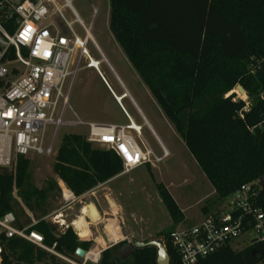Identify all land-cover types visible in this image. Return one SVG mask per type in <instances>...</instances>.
I'll list each match as a JSON object with an SVG mask.
<instances>
[{"label": "trees", "instance_id": "trees-1", "mask_svg": "<svg viewBox=\"0 0 264 264\" xmlns=\"http://www.w3.org/2000/svg\"><path fill=\"white\" fill-rule=\"evenodd\" d=\"M109 1L114 39L209 180L214 202L264 178V130H252L264 120V100L257 98L264 90V73L253 76L247 70L249 58L263 53L264 0ZM238 85L254 102L244 120L238 115L244 103L233 101L235 95L226 97ZM123 169L113 150L74 134L63 137L53 165L54 175L78 198L120 176ZM29 170L30 161L23 156L15 173L0 168V217L14 212L22 228L29 226L30 219L21 223L26 208L39 221L29 232L42 235L47 247L56 245V252L67 258H74L78 249L88 252L91 242L81 241L71 226L61 230L43 220L57 184L50 180L38 189ZM15 189L23 206L14 197ZM157 189L174 224L182 222L183 213L170 192L163 184ZM172 231L165 233L164 245L171 264H181L169 239ZM4 245L2 264H69L19 237ZM126 245L103 251L99 264H157L156 247L134 245L122 257ZM262 261L264 243H256L241 250L227 246L198 264Z\"/></svg>", "mask_w": 264, "mask_h": 264}, {"label": "built area", "instance_id": "built-area-1", "mask_svg": "<svg viewBox=\"0 0 264 264\" xmlns=\"http://www.w3.org/2000/svg\"><path fill=\"white\" fill-rule=\"evenodd\" d=\"M67 9L74 18L72 21L67 19ZM74 24L85 32L84 37L76 32ZM90 42L101 56L100 60H95L89 51ZM102 63L113 72L71 0H64V4L59 0H0V168L15 173L18 157L51 154L53 145L48 142L49 132L62 126H87V141L113 150L123 162V174L146 165L156 167L169 156L162 144V156L154 151L143 138V126L139 125V130L133 128L134 120L121 102L127 94L116 96L100 70ZM84 69H94L98 73L121 106L128 119L127 125L64 120L68 105L67 84ZM247 70L253 76L264 73V48L262 54L249 58ZM238 86L226 97L235 95L233 101L244 103L238 113L244 120L252 111L254 102L245 90L241 94ZM257 98L264 100V90ZM255 128L264 130V120L252 130ZM260 180L244 184L232 194L227 199L226 211L209 214L193 227H179L170 233V242L181 264H198L227 246L233 247L244 236L250 245L264 243V205L261 201L264 188ZM59 186L65 202L78 198L63 181L59 180ZM14 197L20 202L16 189ZM32 219L29 226L22 228L14 212L0 217V264L3 263L5 241L15 237L67 260L56 252V245L49 248L42 235L29 232L39 222ZM48 219L43 218L60 225L61 230L69 227L62 213ZM100 259V251L98 254L89 251L82 260L84 264H98Z\"/></svg>", "mask_w": 264, "mask_h": 264}, {"label": "rangeland", "instance_id": "rangeland-1", "mask_svg": "<svg viewBox=\"0 0 264 264\" xmlns=\"http://www.w3.org/2000/svg\"><path fill=\"white\" fill-rule=\"evenodd\" d=\"M71 1L74 9L84 21L86 27L90 29L93 39L100 47L111 67L126 86L133 91L137 103L153 125L158 137L168 150L169 156L156 167H152L151 165L142 166L129 173L122 174L116 180L115 187L120 191V196L117 194V197L114 196V199L116 202H120L121 208L119 209L111 208L113 205L112 201L105 197L106 193L103 194L101 191L96 195L93 194L94 191L93 193L91 191L85 194H89L85 198H77L67 203L63 200L59 179L53 173V165L57 157V152L62 144L63 137L68 134L87 137L88 127L62 126L58 130L53 129L49 132L48 142L53 145L51 154L43 156L31 155L27 158L30 161L29 171L31 173V183L38 189L45 188L46 182L50 180L57 184V187L50 195L47 205L45 206V210L48 213L44 218H49L48 220H50L53 219L55 215L62 213L65 224L74 229L80 240L91 242V247L88 252L100 251L102 254L103 251L114 246L112 243L119 244L126 241L128 245L120 252V256L125 257L129 250H131V247L136 243L157 241L165 244V233L179 227L190 228L197 225L200 221L201 214L206 215V211L212 208L214 200L212 194L214 190L187 149L184 141L167 120L162 110L151 96L148 88L114 39L109 26L110 1ZM59 2L64 4V0H59ZM65 12L67 19L72 21L74 18L68 9ZM94 19H96V21L92 29L91 26ZM74 29L82 37L85 36V32L80 29L78 24H74ZM88 49L95 60L101 59V56L94 48L92 42L89 43ZM82 65H84V62ZM95 65L94 62L93 66ZM100 70L108 80L116 96L119 98L121 92L118 90L117 80L114 75L105 63L101 64ZM123 93L125 92L123 91L122 94ZM65 95L67 97L70 95V100H68V105L64 114L65 121L77 122L80 119L83 123H94L90 122L91 119L114 118L123 125L128 123V119H126V116H124L116 104V99H113L108 87L94 69L79 71L75 77L68 82ZM121 102L126 107L128 113L133 117L135 126H143V138L151 145L158 155L162 156L163 151L160 145H158V140L155 139L150 128L146 125L145 119L140 116L138 111L137 116H135L128 101L123 102V100H121ZM99 147L109 148L108 146L100 145ZM157 184H163L173 196L174 200H176L184 216L182 222L174 224L175 222L159 194ZM100 196H103L102 199H100ZM98 198L100 199V203L96 202ZM92 202H96L100 206L103 213L102 219L96 223H92L89 217L87 222L92 224V236L90 231L87 236L81 237L75 225H72V222L76 220L78 216L85 214L84 210L90 207ZM20 203L22 204L21 200ZM204 208H206V210H203ZM24 209L26 217L21 216V223H25L27 219H30L32 222L34 214L26 208ZM37 214L40 215L41 213L37 212ZM121 218H123V221ZM81 219L86 221L84 217H81ZM117 220H120L119 223L122 225L121 229L122 232H124V238L120 230V224L119 226L117 224ZM57 226L60 228V225ZM110 226L117 232L120 239L115 238L109 243L108 230ZM89 237L91 239L87 240ZM104 237H107V242ZM249 245L248 238L244 236L233 244V248L241 250ZM65 258L70 260L73 264H84L83 258L81 259L77 255H75L74 258ZM61 259L71 264L69 261L63 258ZM87 264L93 263L88 262Z\"/></svg>", "mask_w": 264, "mask_h": 264}, {"label": "crops", "instance_id": "crops-1", "mask_svg": "<svg viewBox=\"0 0 264 264\" xmlns=\"http://www.w3.org/2000/svg\"><path fill=\"white\" fill-rule=\"evenodd\" d=\"M113 69V68H112ZM113 75H114V77L116 78V83H117V87H118V90L121 92V95H122V92L124 91L126 94H127V96L124 98V100H123V102H125V101H128V104H129V106L132 108V110H133V112H134V114H135V116H137V111L139 112V114H140V116L142 117V118H144L145 119V122H146V125L150 128V130H151V132H152V134L154 135V137H155V139H157L158 140V145H160V144H162L163 145V143L161 142V140H160V138L158 137V135H157V133H156V131H155V129H154V127H153V125L151 124V122L148 120V118L146 117V115L143 113V111H142V109H141V107L139 106V104L137 103V101H136V99H135V97H134V93H133V91H131V89H129L127 86H126V84L121 80V78L116 74V72L114 71V69H113V72H111ZM72 88H73V86H72ZM110 92V91H109ZM110 94L112 95V97H113V99L115 100V98H114V96H113V94L110 92ZM70 95H71V93H70ZM70 95L68 96V100H70ZM115 102H116V104L118 105V107H119V109L121 110V112L124 114V112H123V110H122V108H121V106L118 104V102L115 100ZM124 106V105H123ZM124 108L126 109V107L124 106ZM128 112V111H127ZM77 116V115H76ZM124 116H125V114H124ZM132 117V116H131ZM133 118V117H132ZM126 119H127V117H126ZM134 120V119H133ZM90 122H94V123H98V124H113V125H117V126H124V125H127V124H122L120 121H116L114 118H109V119H91V121ZM164 146V145H163ZM165 147V146H164ZM166 148V147H165ZM123 174V173H122ZM121 174V175H122ZM120 175V176H121ZM120 176H118V177H116V178H114V179H112L111 181H109V182H107V183H105V184H103V185H101V186H99L98 188H96V189H94L93 191H94V193H93V191H92V193L94 194V195H96L97 193H99L100 191L101 192H103V194L104 193H106V195H105V197L106 198H109L110 199V201H112V203H113V205L111 206V208H117V209H119V208H121V205H120V202H116L115 201V199H114V196H116L117 197V194L120 196V191L119 190H117V188L115 187V183H116V180L120 177ZM214 190V189H213ZM89 195V194H88ZM88 195H84V196H82V197H79V199H82V198H85L86 196H88ZM212 196L215 198V191L213 192V194H212ZM102 197L103 196H100V199H102ZM100 199L98 198V199H96V202H99L100 203ZM176 201V200H175ZM215 201V199L213 200V205H212V208L208 211H206L205 213H206V215L205 214H201V217H200V221L201 220H203L204 218H205V216H207V215H209V214H219V213H222V212H224V211H226V207H227V199L226 200H224V201H222V202H214ZM96 202H92V205H94L95 207H96V209H97V211L99 212V214H100V218L102 217V210L100 209V206L98 205V203H96ZM204 210V209H203ZM104 212V211H103ZM81 217H84V219L87 221L88 220V218H89V216H87V214L85 213V214H82L81 216H78L77 217V219L76 220H74L73 222H72V224L74 225V223L76 222V221H78ZM121 220L123 221V218H121ZM199 221V222H200ZM120 222V220H117V224H118V226H119V223ZM198 222V223H199ZM89 223V222H88ZM90 224V231H91V236H92V229H91V223H89ZM121 224H120V230H121V233H122V235H123V238L125 237L124 236V232H122V229H121ZM90 236V237H91ZM87 238V240L89 239H91V238ZM86 240V241H87ZM116 244V243H115ZM114 243H112V245H115Z\"/></svg>", "mask_w": 264, "mask_h": 264}, {"label": "bare ground", "instance_id": "bare-ground-1", "mask_svg": "<svg viewBox=\"0 0 264 264\" xmlns=\"http://www.w3.org/2000/svg\"><path fill=\"white\" fill-rule=\"evenodd\" d=\"M68 7L70 6V2H67ZM135 122V121H134ZM133 128L136 130H139L140 127L133 125ZM84 212L87 214V216L90 217L92 220V223L98 222L100 219V214L97 211L96 207L94 205H91L90 207H87ZM73 225V224H72ZM76 229L79 231V234L81 237H85L89 234L90 232V227L89 223L87 221H84L83 219H79L74 223ZM106 242H107V237H104ZM115 238L120 239V236L117 234V232L110 226L108 230V242L110 243L113 241ZM95 254H98L99 251H93Z\"/></svg>", "mask_w": 264, "mask_h": 264}, {"label": "water", "instance_id": "water-1", "mask_svg": "<svg viewBox=\"0 0 264 264\" xmlns=\"http://www.w3.org/2000/svg\"><path fill=\"white\" fill-rule=\"evenodd\" d=\"M238 90L241 94L244 93V89L240 85L238 86ZM260 183H261V186L264 188V179H261ZM135 246L138 248L156 247L157 248V264H171L170 255L166 249V246L163 243L157 242V241H151L147 243H136ZM76 255L80 258H83L85 255V251L82 249H78L76 252Z\"/></svg>", "mask_w": 264, "mask_h": 264}, {"label": "flooded vegetation", "instance_id": "flooded-vegetation-1", "mask_svg": "<svg viewBox=\"0 0 264 264\" xmlns=\"http://www.w3.org/2000/svg\"><path fill=\"white\" fill-rule=\"evenodd\" d=\"M95 21H96V19H94V21H93V23H92V29H93V27L95 26Z\"/></svg>", "mask_w": 264, "mask_h": 264}]
</instances>
